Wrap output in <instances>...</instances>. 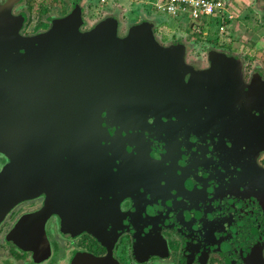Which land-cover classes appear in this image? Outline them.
I'll use <instances>...</instances> for the list:
<instances>
[{
	"label": "water",
	"instance_id": "water-1",
	"mask_svg": "<svg viewBox=\"0 0 264 264\" xmlns=\"http://www.w3.org/2000/svg\"><path fill=\"white\" fill-rule=\"evenodd\" d=\"M83 13L78 4L37 35L0 30V140L20 107L67 106L78 137L137 140L146 154L159 143L157 153L177 155L173 169L198 179L197 261L264 264V70L246 79L240 55L210 46L207 66L190 60L187 40L162 43L152 19L120 36L122 20L109 14L82 31Z\"/></svg>",
	"mask_w": 264,
	"mask_h": 264
},
{
	"label": "flooded vegetation",
	"instance_id": "flooded-vegetation-1",
	"mask_svg": "<svg viewBox=\"0 0 264 264\" xmlns=\"http://www.w3.org/2000/svg\"><path fill=\"white\" fill-rule=\"evenodd\" d=\"M51 1L0 0V30L43 33L78 4L86 19L83 0ZM24 109L0 140V264H200L198 179L173 169L177 155L157 153L159 143L146 154L137 140L78 137L67 106ZM205 264L225 263L212 253Z\"/></svg>",
	"mask_w": 264,
	"mask_h": 264
},
{
	"label": "rangeland",
	"instance_id": "rangeland-1",
	"mask_svg": "<svg viewBox=\"0 0 264 264\" xmlns=\"http://www.w3.org/2000/svg\"><path fill=\"white\" fill-rule=\"evenodd\" d=\"M157 1L159 0H83L82 5L86 4L84 15L90 26L105 15L117 14L122 20L120 31L124 33L128 25L137 22L141 15L140 19L156 20V35L163 43L175 41V38L187 40L192 60L206 59V47L210 46L240 55L249 77L256 67L264 70V0H226L229 13L234 17L228 22L230 30L224 35L218 31L220 23L216 20L200 21L203 33L207 35L196 32L190 14L181 13L174 17L158 12L154 8ZM51 3L54 4V0ZM58 3L59 1L56 2ZM260 76L264 79V72H260Z\"/></svg>",
	"mask_w": 264,
	"mask_h": 264
},
{
	"label": "built area",
	"instance_id": "built-area-1",
	"mask_svg": "<svg viewBox=\"0 0 264 264\" xmlns=\"http://www.w3.org/2000/svg\"><path fill=\"white\" fill-rule=\"evenodd\" d=\"M154 8L158 12L174 17H178L181 13L190 14L194 22L193 28L196 32L205 35L207 33H203L201 20L206 22L216 20L220 23L218 31L224 35L229 29L228 22L233 19L226 0H159L154 3Z\"/></svg>",
	"mask_w": 264,
	"mask_h": 264
},
{
	"label": "crops",
	"instance_id": "crops-1",
	"mask_svg": "<svg viewBox=\"0 0 264 264\" xmlns=\"http://www.w3.org/2000/svg\"><path fill=\"white\" fill-rule=\"evenodd\" d=\"M228 2V1H227ZM234 17V16H233ZM230 26V25H229ZM228 30H230V28L228 29ZM207 35V34H206Z\"/></svg>",
	"mask_w": 264,
	"mask_h": 264
}]
</instances>
